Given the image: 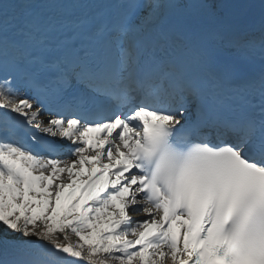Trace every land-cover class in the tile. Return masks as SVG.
I'll return each instance as SVG.
<instances>
[{
	"label": "snow or ice",
	"instance_id": "snow-or-ice-1",
	"mask_svg": "<svg viewBox=\"0 0 264 264\" xmlns=\"http://www.w3.org/2000/svg\"><path fill=\"white\" fill-rule=\"evenodd\" d=\"M0 264H264V0H0Z\"/></svg>",
	"mask_w": 264,
	"mask_h": 264
},
{
	"label": "bare ground",
	"instance_id": "bare-ground-1",
	"mask_svg": "<svg viewBox=\"0 0 264 264\" xmlns=\"http://www.w3.org/2000/svg\"><path fill=\"white\" fill-rule=\"evenodd\" d=\"M136 216H141V214H139V213H136Z\"/></svg>",
	"mask_w": 264,
	"mask_h": 264
}]
</instances>
